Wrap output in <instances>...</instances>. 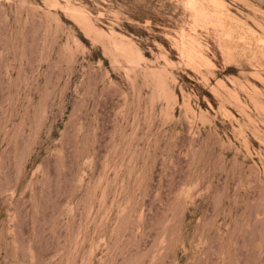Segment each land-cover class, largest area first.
Segmentation results:
<instances>
[{
    "label": "rangeland",
    "instance_id": "374dc122",
    "mask_svg": "<svg viewBox=\"0 0 264 264\" xmlns=\"http://www.w3.org/2000/svg\"><path fill=\"white\" fill-rule=\"evenodd\" d=\"M0 264H264V0H0Z\"/></svg>",
    "mask_w": 264,
    "mask_h": 264
}]
</instances>
